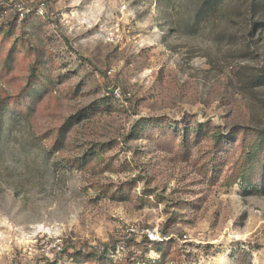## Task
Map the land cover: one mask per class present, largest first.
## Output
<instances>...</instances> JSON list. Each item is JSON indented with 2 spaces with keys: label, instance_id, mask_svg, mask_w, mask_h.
Listing matches in <instances>:
<instances>
[{
  "label": "rangeland",
  "instance_id": "rangeland-1",
  "mask_svg": "<svg viewBox=\"0 0 264 264\" xmlns=\"http://www.w3.org/2000/svg\"><path fill=\"white\" fill-rule=\"evenodd\" d=\"M206 2L0 0V28L33 37L62 77L32 94L27 116L10 109L30 58L0 42V264H89L84 254L105 249L113 264H264V184L230 183V157L264 130V85H246L264 74V28L250 0ZM42 3L44 15L26 18ZM156 117L179 133L166 148ZM201 123L227 135L207 173L215 139H196Z\"/></svg>",
  "mask_w": 264,
  "mask_h": 264
},
{
  "label": "trees",
  "instance_id": "trees-1",
  "mask_svg": "<svg viewBox=\"0 0 264 264\" xmlns=\"http://www.w3.org/2000/svg\"><path fill=\"white\" fill-rule=\"evenodd\" d=\"M219 0H207V9H216ZM250 9L253 15H256L260 19L261 28H264V0H250ZM0 11H2L0 9ZM39 15L34 12H30L27 14L26 18H36ZM14 24L10 25L7 31H4L0 28V36H3L0 39V42L6 38L11 43L12 46H17L29 59V76L27 85L23 86L20 91L13 97L8 96L6 101V106H8L12 110H16L23 115H28L30 111V103L29 100L32 94L40 96L42 91L46 92L54 86V78L57 80H61V75L55 77L52 73H50L44 65L43 55L41 53V49L39 44L35 41V39L31 36H25V34L14 36ZM2 43V42H1ZM0 43V44H1ZM247 86H258L264 85V74L262 75H253L249 77ZM102 101L101 103H104ZM99 108V103H95L79 109L75 115H72L67 125L71 121V119L79 118V117H90L94 115ZM149 124L154 128L153 137L155 135V139L157 143L161 144L164 148L168 145L172 144V141H175V137L179 135V133L174 131L171 126L167 123L166 117H156L152 119ZM152 128V130H153ZM65 129H67L65 127ZM196 139L200 140L201 138H207L211 135L212 138L215 139L212 147L206 151L205 155L202 159V169L204 173H207L210 168L213 170L218 169L219 167V158L220 151L226 147L227 135L223 134V131L219 127L212 126V123H201L198 125L196 130ZM64 129H60L58 133L55 134L51 145L52 148L56 149L58 146L62 144V133ZM171 136V139L169 138ZM243 140H245L246 135L242 134ZM171 140V142H170ZM175 148L177 151L181 153L182 156H186L189 153V144L188 139H183V142L175 143ZM111 146L110 144H104L101 147V150L108 148ZM241 150L237 153L236 157H230V167L232 169V175L230 176V183L237 182L240 180L246 188H250L251 190H256L260 186L264 184V130L262 129H253L251 130V135L248 141L242 142ZM98 156L99 153H92V155ZM91 156H86L83 158H76L74 160H69V165L76 166L77 164H81L83 161L88 163L91 159ZM100 159V158H99ZM108 167V166H106ZM103 167V168H106ZM103 168L101 170H103ZM130 168L129 163H125L123 169ZM215 173L218 174L216 171ZM132 183L127 182L124 184L122 189L117 194L129 193L131 190ZM108 251L105 249L102 252H90L88 254H84V260L88 261L89 264H113L110 257L107 256Z\"/></svg>",
  "mask_w": 264,
  "mask_h": 264
},
{
  "label": "built area",
  "instance_id": "built-area-1",
  "mask_svg": "<svg viewBox=\"0 0 264 264\" xmlns=\"http://www.w3.org/2000/svg\"><path fill=\"white\" fill-rule=\"evenodd\" d=\"M45 5L44 3H42L41 5H39L38 7H35V10L33 11L35 14L37 15H44L45 13ZM30 9H28L29 11ZM30 13V12H28ZM110 92L115 96V97H121L122 96V91L119 87L117 88H113V89H110ZM129 94V93H127ZM148 237L151 241H158L159 239H161L160 236L156 235L155 233L151 232V231H148ZM162 240V239H161Z\"/></svg>",
  "mask_w": 264,
  "mask_h": 264
}]
</instances>
